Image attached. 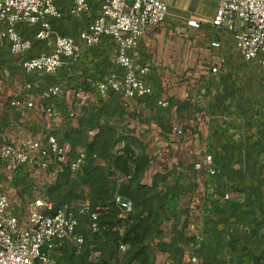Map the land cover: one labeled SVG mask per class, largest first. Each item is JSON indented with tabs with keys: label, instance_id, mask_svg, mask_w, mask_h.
I'll return each instance as SVG.
<instances>
[{
	"label": "built area",
	"instance_id": "2783aa9c",
	"mask_svg": "<svg viewBox=\"0 0 264 264\" xmlns=\"http://www.w3.org/2000/svg\"><path fill=\"white\" fill-rule=\"evenodd\" d=\"M67 1L70 15L88 21L87 27L79 31L78 40L69 35H59L52 29L51 21L61 18L56 0H0V45L6 48L9 55L17 58V66L24 74L54 75L59 69L76 64L83 52L106 39L111 44V62L117 68L116 72H109L102 78L87 76L82 80L83 85L71 89L67 88L64 80L59 79L43 89L40 98H63V93H69L65 97L70 99L67 112L70 120L75 118L81 107L99 106L111 93L119 97L124 109L134 111V101L152 91L145 81L149 67L137 61L138 41L150 28L159 26L166 19L169 13L167 4L161 0ZM200 22V19L190 17L186 25L198 28ZM19 26L38 27L35 39L50 40L51 50L26 56L32 48V41L21 36ZM210 26L219 33L229 35L240 61L258 65L264 87V0H218ZM210 46L218 48L220 43L212 41ZM222 63L223 58L219 57L210 67V73L218 74ZM32 88V82H20L15 94L10 96L0 88V105L9 109L13 115L33 117L37 107L32 96L28 95ZM202 100L203 93H195L193 102L199 106ZM200 106L176 114L167 100L157 101V108L168 116L170 139L175 144L172 153L184 156L182 161L188 165L189 170L173 166L174 160L171 157L174 154L165 157V153L158 148H150L145 153L146 162L152 168L164 167L169 171L170 164L180 173L186 171L187 180L197 189L207 178L221 173L210 152V144L195 143L191 127L200 128L206 124L207 119ZM41 112L48 121L58 117V112L52 106L43 107ZM126 150L124 140L117 141L112 150L108 176L116 185L122 183L123 175L114 166L115 158L127 154L135 159V154L126 153ZM96 158L95 153L89 155L84 149L72 151L68 144L62 143L48 131L33 134L27 125L16 120L0 127V169L8 175L11 184L23 179L22 182L31 183L28 185L30 187L36 182L40 185L51 174L54 177L64 171L76 173L89 159ZM51 166L54 169L45 175L47 178L36 176V173L48 171ZM44 188L39 187L36 195L28 190V196L25 193L18 196L26 199L23 213L17 209L19 203L15 198L12 200L0 188V264H55L53 254L64 241L72 244L74 256L82 253L84 238L77 231L80 218H87L85 225L89 231L98 230L99 213L88 202L57 205L42 193ZM194 193L197 199H201L202 207L188 214L191 223L185 229L187 235L199 243L204 220L213 216L214 206L229 202L232 198L229 192L222 190ZM114 201L121 213L133 209L129 198L115 194ZM197 214L201 218L193 220L192 216ZM125 249L124 244H118L120 252ZM182 264L200 263L187 251Z\"/></svg>",
	"mask_w": 264,
	"mask_h": 264
},
{
	"label": "crops",
	"instance_id": "0c3cea01",
	"mask_svg": "<svg viewBox=\"0 0 264 264\" xmlns=\"http://www.w3.org/2000/svg\"><path fill=\"white\" fill-rule=\"evenodd\" d=\"M161 1L166 3L169 8L166 19L159 26L150 28L140 38L136 49L138 63L141 65L146 64L149 67L148 73L145 75V81L152 91L149 95L134 101V111L122 108L118 97L110 95L99 106L86 105L81 107L77 110L75 118L70 120L67 118L70 100L68 97L57 98L56 101L55 99L43 100L40 98L38 101H34L37 107L34 121H28L29 126L36 125L41 132L48 131L54 134L59 141L68 144L72 151L84 149L89 155L96 153V151L100 153L102 149L109 152L115 142L124 140L127 145L126 152L134 153L135 159L128 162L127 154H125L117 160L116 166L123 175L122 183L116 185L108 179L106 176L108 167L103 162L107 158L101 160L97 155V161H87L76 173L70 174L68 171H64L54 177L51 174L47 180L42 181V185L40 184V187L46 188L41 191L55 204H64L56 202V197L68 179L70 183H73V188L76 187V191L84 192L83 195L81 194L82 197L89 199L90 203L104 201L106 198L105 191L101 194L98 192L95 194L92 189L98 182V176L100 175L102 182H106L110 187L107 193L108 197H113L114 194L118 193L131 199L135 206L131 220L137 228L135 232L136 240L132 247L135 251L138 249L140 252H144V255H137L132 258L134 264H182L187 251H190L192 257L200 264H239L234 256L224 258L218 252L216 253L214 251L216 242L204 249L207 243L200 245L197 241L191 240L192 237L187 235L186 229L184 231L182 229L183 238H177V235L181 233L178 230L179 225L187 222L186 226H188L191 223L188 214L191 211L201 210V199H197L195 193L190 192L191 187L189 184L191 185V183L188 180L159 177L156 175L155 169L148 165L145 160V153L150 148H158L162 152L170 154H172V150H175L174 141L170 139L168 116L164 114L162 109L157 108V101L167 100L170 108L176 114H180L183 112L182 110L191 111L192 108L197 106L193 102L195 93H203V100L201 103L199 102V106L205 103V93L199 91L200 86L203 87L199 81L201 76L217 75L210 73V67L217 62L219 57L223 58V62L231 58L230 56H233V59H239L234 51L232 40L226 33L216 31V37H201L200 39L195 37L197 31L205 30L207 26L212 28L210 19L218 0H192L194 16L191 17L201 20L198 28H191L186 25L187 18L181 14L178 15L177 12L182 11L181 8L167 3L166 0ZM184 15H192V13H185ZM87 25L79 31L85 29ZM79 31L72 37L78 40ZM198 41H200V45L196 44ZM212 41H219L220 46L218 48L211 47L210 43ZM105 45L111 47V44L105 39L96 47L83 52L80 60L75 64L87 65L89 63L87 66H91L92 70L88 69L89 72L84 73L78 69H71L68 74L61 75L57 79L64 80L70 87L74 88L79 84L83 85L82 80L87 76L99 78L100 75L96 73L95 67L101 63L100 56L102 52L100 53V48ZM229 49H231V53ZM110 63L112 64V62ZM107 73L108 68L104 75ZM19 84L18 80L9 77V86L5 87L4 92L9 96L15 94ZM41 88L45 89L46 87ZM0 106L2 107V105ZM47 106H52L58 112V117L53 121H48L41 112L42 108ZM199 106H197V109ZM16 116L20 115H13V113L0 108L2 122L9 124L10 121L15 120ZM195 128L197 127H191L194 133L193 136L196 138L195 143L202 145L204 143L203 138L208 135L207 125L205 126L204 123L200 128ZM111 135L115 137L114 141L106 138ZM116 139L117 141H115ZM167 153L165 157L168 156ZM169 168H171L170 164ZM162 183L167 184L170 195H162L157 192V185ZM180 187H183L184 190L177 191ZM124 188L132 190L133 195H131V192L124 193ZM136 191L140 192L139 196L134 195ZM203 191L198 186L196 192L201 193ZM73 197L75 199L73 198L68 203L82 201V199L77 200L78 194ZM83 200L85 201V199ZM163 201L166 203L165 205ZM175 217L179 218V224L177 225L174 222ZM199 218H201V215L192 216L193 220ZM131 220L127 222L130 224ZM126 230V226L119 225L121 236H125ZM158 232L161 234H156ZM99 244L100 242H91L88 247H98ZM124 245L131 247L128 241ZM160 247L166 248L165 252L158 251ZM220 247L221 249L223 247L227 248L223 245H220ZM228 247L231 248L232 246L228 245ZM180 248L182 250L181 254L177 256H172L173 252L168 251V249L178 251ZM203 251H206L207 254L202 255ZM91 258V263L101 259V257L95 256Z\"/></svg>",
	"mask_w": 264,
	"mask_h": 264
},
{
	"label": "rangeland",
	"instance_id": "374dc122",
	"mask_svg": "<svg viewBox=\"0 0 264 264\" xmlns=\"http://www.w3.org/2000/svg\"><path fill=\"white\" fill-rule=\"evenodd\" d=\"M56 2L61 12V18L57 21H52L51 26L57 34L74 36L88 24V21L79 20L70 15L67 0H56ZM166 2L182 9V11H177L178 15L181 14L187 19L194 16L192 0H166ZM185 13H192V15L186 16L184 15ZM18 29L21 36L32 41V48L26 56H35L51 50L50 40L35 39L34 35L38 27L19 26ZM216 35V31L207 26L205 30L197 31L195 37L198 39L201 37L211 38L216 37ZM196 44L200 45V41ZM110 48V45L100 48V53L102 52L100 56L101 66L96 65L95 67L96 73L100 75L99 78L105 76L104 73L107 68L108 73L117 71V68L110 63ZM229 52H232L231 49H229ZM230 57L220 65V72L216 76H201L199 80L200 85H203V87L199 85V91H204L205 93V103L200 107L206 113L205 126L207 125L208 128V135L203 138V141L210 144V152L213 156L216 155L223 169V173L207 178L203 184L199 185L200 190H204L207 193H214L218 190L226 191L229 192L232 198L230 201H234L231 204L218 203L217 206L220 213L210 218L206 217L208 219L204 224V229L206 231L207 246L204 249L216 242L214 251L221 254L224 258L226 256L236 257L239 255V257H243L244 264H264V87L261 84L260 68L256 63H244L239 59H233V56ZM16 62L17 58L9 55L6 48L0 45V88L6 90L5 87L9 86V77H13L18 82L30 81L33 83V88L28 95L32 96L35 102L40 99V93L43 90L41 87L45 88L54 84L58 80L57 77L68 74L71 69H78L84 73L89 72L88 69L92 70L91 66H87L88 63L87 65L74 64L67 68H61L54 75L41 73L24 74L19 70ZM113 67L114 69L116 68V71ZM66 86L68 89L73 88L67 82ZM68 94L63 93L61 96L66 98L65 96ZM52 99L56 101L57 98ZM0 108L9 112V109L4 106H0ZM34 117V114L33 119L31 116L27 118L16 116L15 120L27 125L33 134H39L41 131L36 125L29 126L28 124V121H34ZM5 124L6 122H2L0 118V127ZM106 138L113 139V141L115 139L113 135ZM115 143L109 152L102 149L98 153L95 150L96 155L101 160L106 158L109 160ZM164 153L166 154V152ZM171 158L174 160L172 161L173 166H179L182 159H185L184 156L179 154H174ZM106 161L103 162L106 163ZM53 169L54 166H51L48 171L36 173V176L45 177ZM154 169L156 173H166L167 171L164 167ZM185 172L179 174H184ZM22 181L23 179H19L18 183H9L8 175L0 169V188L8 196L10 195L12 200L15 198L17 204L19 203L17 209L20 213L24 211L23 204L26 199L18 198V196L21 193H25L28 196V190L29 192L32 191L33 195H36L40 187L37 182L36 184L32 183L30 187L28 185L31 183ZM69 181L67 179L62 190L58 192L56 202L68 203L73 198L75 199L73 196L77 194L79 196L77 200L82 199L84 201L83 199H85V201L89 202V199L82 197L84 192H79L78 189L76 191V187L73 188V183ZM92 189L95 194L97 192L101 194L103 191L106 194L105 200L99 203V207L103 205V208L106 207L105 209H108L107 215H104L105 217L100 215V222L104 227L101 233L102 242L98 247H85L82 254L74 256V247L68 241H64L53 254L54 263L90 264L92 261L91 257L95 256L101 257L97 264H134L132 262V258L135 256L133 248L126 247L124 252L118 250V244H126V242L123 241L119 232V209L112 196L108 197L107 194L110 189L109 185L106 182H102L99 175L98 182ZM183 190V187L177 189V191ZM123 192H127V194L131 192V195H133L132 190L124 188ZM139 194L140 192L138 191L134 192L135 196H139ZM92 239L95 238L93 237ZM220 245L227 246V248L223 247L221 249ZM228 245L232 247L229 248ZM165 250L166 248L164 247L158 249V251L163 252ZM168 251L173 252L172 256H177L182 250L180 248L178 251L176 249H168ZM201 254L206 255L207 253L203 251Z\"/></svg>",
	"mask_w": 264,
	"mask_h": 264
},
{
	"label": "trees",
	"instance_id": "16d2710c",
	"mask_svg": "<svg viewBox=\"0 0 264 264\" xmlns=\"http://www.w3.org/2000/svg\"><path fill=\"white\" fill-rule=\"evenodd\" d=\"M110 95H116V94H110ZM117 96V95H116ZM118 97V96H117ZM118 99H119V97H118ZM120 102V101H119ZM121 105V104H120ZM122 107V106H121ZM123 108V107H122ZM126 153H128V152H126ZM96 154V153H95ZM124 155H122V156H118L117 158H115V160H114V166L117 168V166H116V163H117V160L120 158V157H123ZM111 157H112V155H111ZM111 157H110V159H111ZM110 159L109 160H107L106 161V164H107V167H109V161H110ZM132 161V160H134V159H131L129 156H127V161L129 162V161ZM145 160H146V157H145ZM214 160H215V162H216V164L219 166V168L221 169V173H223V169H222V165H220L219 164V162H218V159H217V157H216V155L214 156ZM88 161H97V158L96 159H89ZM147 163V162H146ZM85 165V164H84ZM83 165V166H84ZM82 166V167H83ZM179 166H181V168H188V165L184 162V161H181L180 163H179ZM81 167V168H82ZM80 168V169H81ZM79 169V170H80ZM118 169V168H117ZM170 170L169 171H166V173H156V175H158L159 177H162V178H172V177H174V178H178V179H183L184 181H187V174L186 173H184V174H179L180 172L179 171H177L173 166H171V168H169ZM107 170H108V168H107ZM71 174V173H70ZM107 177H108V179H109V176H108V173H107V175H106ZM163 179V180H164ZM110 181H112L111 179H109ZM169 180H171V179H169ZM113 182V181H112ZM115 184V183H114ZM120 185V184H119ZM189 186L191 187L190 188V192L192 191V192H196L197 190V188H196V186L195 185H193V184H189ZM49 188V187H48ZM156 189H157V192L158 193H160V194H162V195H164V194H169L170 195V190H169V188H168V186H167V184H158L157 185V187H156ZM118 194V193H117ZM115 195V194H114ZM114 195H113V197H112V199L114 200ZM120 195V194H119ZM123 197V196H122ZM126 198V197H125ZM132 201V200H131ZM101 202V201H100ZM100 202H96V203H93V202H89V205H90V207L92 208V209H96L97 211H98V213H99V215H98V230L96 231V232H91V231H89L87 228H86V223H87V218L86 217H82V218H80L79 219V226H78V228H77V231H78V233H80L82 236H83V238H84V245H83V249L86 247H88L89 246V244L91 243V242H102L101 241V233L103 232V229H104V227H103V225L101 224V222H100V215H107V212H108V209H105V208H103L102 206L103 205H101V207H99L100 206ZM232 202H234V201H229V202H226V203H228V204H231ZM73 203V202H72ZM132 203H133V201H132ZM163 203H164V205L166 204L164 201H163ZM102 204V203H101ZM117 206V205H116ZM134 203H133V209L130 211V212H128V213H121L120 212V210H119V212H120V218H119V221H118V223H119V225H122V226H126V228H127V230H126V232H125V236L123 237L122 236V239H123V241L124 242H126V241H128L129 242V244L131 245V248H133L132 247V245L134 244V242H135V240H136V231H137V228H136V226L133 224V221L131 220L132 219V214H133V212H134ZM118 208V207H117ZM169 209V208H168ZM213 215H218V213H220V211H219V209H218V206L216 205V206H214V208H213ZM104 216V217H105ZM176 218V217H175ZM175 218H173V219H175ZM208 218H210V217H208ZM207 218V219H208ZM178 217L175 219V224L177 225V224H179L178 223ZM207 219H205L204 220V223L203 224H205V222L207 221ZM129 220H131V223L129 224L127 221H129ZM130 222V221H129ZM186 224H187V222H183V223H181L180 225H179V228H178V230L179 231H181V233H179L177 236V238H179V237H181V238H183L182 236H183V231H184V229L186 228ZM182 229H183V231H182ZM202 233V238H201V240H200V245H204V244H206V240H207V238H206V231H205V229H203V231L201 232ZM158 234H161L160 232H158ZM90 237H94L95 239H89ZM161 237V236H160ZM180 240V239H179ZM191 240H193V241H195V239L192 237L191 238ZM88 248H90V247H88ZM134 249V248H133ZM180 251V250H179ZM83 252V251H82ZM134 254H135V256H141V255H144V252H140L138 249H136V251H135V249H134ZM82 254V253H81ZM180 254H181V252H180ZM126 257V256H125ZM134 257V256H133ZM236 258H237V260H238V262H240V264H244V259H243V257H239V255L238 256H236ZM99 262V260H97V262H95V263H90V264H97Z\"/></svg>",
	"mask_w": 264,
	"mask_h": 264
}]
</instances>
